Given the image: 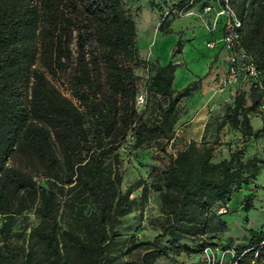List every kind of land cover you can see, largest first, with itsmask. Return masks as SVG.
Wrapping results in <instances>:
<instances>
[{
    "label": "trees",
    "instance_id": "trees-1",
    "mask_svg": "<svg viewBox=\"0 0 264 264\" xmlns=\"http://www.w3.org/2000/svg\"><path fill=\"white\" fill-rule=\"evenodd\" d=\"M239 2L242 44L260 69V85L252 86L250 104L244 92L237 93L214 140H191L172 153L167 144L176 136L180 100L198 82L176 89L180 63H148L147 93L153 90L167 102L159 104L157 119H144L136 105L137 24L124 0H0V264H75V255L85 256L89 264H130L125 256L133 251L136 264H153L150 254H169L160 243L164 238L176 253L221 244L211 233L212 223L226 227L218 216L230 211L227 202L236 192L249 189L243 209L254 207L260 186L253 183L264 165V158L243 159L235 150L214 160L227 122L240 124L248 136L264 131V0ZM181 51L179 39L172 56ZM73 61L70 97L51 76ZM251 112L261 116V128L253 130ZM129 135L132 149L158 146L151 172L161 215L153 222L160 231L153 240L136 241L117 229L134 203L130 191L122 189L121 148ZM22 153L31 163L15 161ZM34 204L40 221L23 243L12 241L14 216ZM249 232L248 242L236 249H247L245 256H263L264 228Z\"/></svg>",
    "mask_w": 264,
    "mask_h": 264
},
{
    "label": "rangeland",
    "instance_id": "rangeland-1",
    "mask_svg": "<svg viewBox=\"0 0 264 264\" xmlns=\"http://www.w3.org/2000/svg\"><path fill=\"white\" fill-rule=\"evenodd\" d=\"M124 2L137 24V47L141 62L140 66L135 69V73L137 75L138 90L140 92L148 88L149 85L147 64L149 63L152 67L160 65V61L157 59L153 51L152 40L155 39L156 35H161L166 33V30H171L169 27L170 24L188 16L190 14L189 11H192L193 7L196 6L199 8L201 13L204 5L214 2L213 0H195L192 5H187L188 0L187 2L185 1L186 3L183 2V0H124ZM230 2L236 10H239V0H230ZM162 23L163 28H160ZM187 27L189 26L187 25ZM72 48L76 54L75 43L72 44ZM186 59L187 62H190L191 66L186 62H183L180 65L181 67L177 74V79L180 85L176 83V86L185 87L194 81H197L199 84L202 79L201 77H206V75L202 76V74L199 73L203 66L202 61H196L193 57H186ZM74 66L75 61L72 62V67L67 70H59L55 76H51L55 85L59 87L64 94L70 97L72 95L69 88L72 84V76L75 73ZM205 73L206 71H204L203 74ZM206 74L208 75V72ZM189 77L192 78L190 81H188ZM221 78L225 80L221 81ZM255 83L260 85V79L252 78L244 69H241L235 78L228 77V73H226L225 76L219 74L214 78L209 85V92H207V94L218 91L223 92L225 96L221 100H217L220 105L211 110V125L213 130L221 122L228 105L234 104L235 96L238 92H244L247 104L251 103L250 93L252 86H254ZM190 94L184 96L180 100L179 108L181 111H184L186 108L188 109V106L191 103H196L201 99L192 96V92ZM166 102L167 98L165 96H162L153 90H148L147 102L139 110L142 112L146 121L152 122L158 118L160 112L159 104H165ZM257 116H259V113H250V122L253 126V130L257 126ZM239 117L242 119V114ZM226 124L229 129L228 134L235 133L237 135L235 140L233 138L231 142H227L226 144H236L234 149L237 151L239 157L247 159L248 157H251L249 156L250 153L252 156L264 158V131H261L258 135L248 136L243 133V126L240 124L236 125L232 122H227ZM227 127L225 126L222 128L225 131L224 135H226ZM127 139L128 141L125 142L121 148L123 159L122 189L124 191H130V197L134 199V203L132 210L121 217L122 220L117 226V229L123 236H134L136 241L153 240L160 232L159 228L154 225L153 222L161 215L160 192L154 188L155 175L151 172V165L153 164L152 152L158 149V146L154 145L151 148L132 149L130 144L132 142V137L129 135ZM183 148L181 140L175 138L167 144V150L172 153H176ZM223 154L224 152L218 150L214 160L217 161L222 158ZM15 161L23 164L31 163L30 158L23 153L16 155ZM35 167L36 165L34 163V168ZM34 181L40 183V185H46L45 179H39L34 176ZM145 185H147L146 192L143 190ZM35 208L36 204H34V209L18 213L14 216L10 227V239L12 241L23 243L27 239L30 228L40 221V218L35 212ZM228 213L230 214L231 212L229 211ZM2 224L3 219L0 217V228L2 227ZM214 229L217 231L215 234L218 235L216 241L221 244H229L234 247H240L245 244L243 234H241L242 232L238 231L237 228L229 233L228 230H226V227H223V225L219 223ZM1 237L2 234L0 233V238ZM228 237L231 238L229 239ZM160 243L169 248V254L176 253L173 244L167 238L160 240ZM196 253L199 254L196 263L205 264L201 250H198ZM158 256L160 255L150 254L149 257L154 260ZM74 257L75 264H89V259L83 255H75ZM136 258V251L125 256L126 261H129L130 264H136ZM244 259L246 261L245 263L251 262L252 259H255L254 264H264V254L261 257L258 255L256 256L255 253H253V256L248 254Z\"/></svg>",
    "mask_w": 264,
    "mask_h": 264
},
{
    "label": "crops",
    "instance_id": "crops-1",
    "mask_svg": "<svg viewBox=\"0 0 264 264\" xmlns=\"http://www.w3.org/2000/svg\"><path fill=\"white\" fill-rule=\"evenodd\" d=\"M184 24L186 25L183 26ZM187 25L189 27H187ZM169 27L171 29L170 32L156 35L155 39L152 40L154 48L153 51L157 59L160 61V64H165L170 60H173L174 62L180 63V65L183 62H186L189 66H191L190 62H187L186 57H193L196 61H202L203 66L199 73L202 74V76L206 75V77H201L202 79L198 84V87L192 91V96H196V98L201 99L196 103H191L188 106V109L186 108L184 111H181L180 118L177 123L175 139L181 140L183 147L185 148L191 140H214L218 134V125L214 128V130L211 125V110L220 105L217 100H221L225 95L223 92L218 91H214L212 93L210 92L208 94L207 92H209L208 88L210 83H212L217 75L223 74L225 76L227 73L228 60L226 61V59L228 51L221 41L216 42L214 46H208L207 42L209 40H219V38H221V24L217 27L216 32L210 33L204 24L199 8L196 6L192 8V13L171 23ZM179 39L183 44L182 51L172 56V51ZM180 65L176 68L175 78L173 81L176 89L184 87L176 86V83L180 85L177 79V74L181 67ZM204 71H206V73L208 72V75L206 73L203 74ZM191 79L192 78L189 77L188 81ZM222 80L225 79L221 78V81ZM256 119L257 126L254 130L263 126L261 116H257ZM225 126L227 127V124L223 127ZM222 128L220 130L221 144L217 148L215 155L218 150L224 152V154L223 157L217 161L230 157L231 152L234 151V148L236 147V144L229 145L226 143L231 142L233 138L235 140L237 135L235 133H231L229 135L228 127L226 135H224L225 131ZM249 156L252 155L249 153ZM253 184L262 186L255 190L253 208L249 211L243 209L245 195L250 192L249 189H244L241 193H234L231 196V199L228 200L227 205L231 213L219 214L218 216V219H222L226 223V230H228L229 233L234 231L235 228L242 232L241 234H243L245 243H247L250 238L249 229L253 228L255 230H259L264 228V195H262L264 194V165L261 166L260 173L254 180ZM217 226L218 223L217 220H215V222L212 223V234L217 232L214 229ZM228 238L230 239L231 237ZM182 242L189 244L191 247L195 246L193 241L184 240ZM198 255L199 254L196 252L188 253L186 251H181L175 254L171 253L168 255H160L153 260V264H197L196 261L198 260Z\"/></svg>",
    "mask_w": 264,
    "mask_h": 264
},
{
    "label": "built area",
    "instance_id": "built-area-1",
    "mask_svg": "<svg viewBox=\"0 0 264 264\" xmlns=\"http://www.w3.org/2000/svg\"><path fill=\"white\" fill-rule=\"evenodd\" d=\"M194 2L195 0H188L187 5H192ZM189 12L192 13L191 10ZM200 14L210 33L216 32L217 27L221 24V38L219 40H209L207 44L208 46H214L216 42L221 41L227 49L228 77L235 78L240 70L244 69L252 78L259 79L260 69L253 55L242 44V19L237 10L231 5L230 0H223V2L216 0L214 3L206 4ZM147 94V89L138 93L136 105L139 109L146 104ZM261 109L264 110V102ZM221 211L226 212L227 209L222 207ZM246 252L247 249L239 252L234 246L221 244H207L202 251L205 264H240ZM255 254L257 256L258 252H255ZM254 262L255 259H252L251 262L245 264H254Z\"/></svg>",
    "mask_w": 264,
    "mask_h": 264
}]
</instances>
